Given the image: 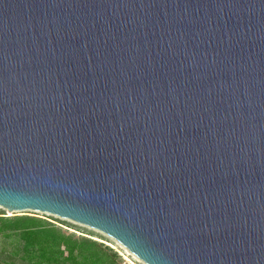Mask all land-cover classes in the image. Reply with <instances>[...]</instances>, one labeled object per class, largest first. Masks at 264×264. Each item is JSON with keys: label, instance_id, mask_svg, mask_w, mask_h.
I'll use <instances>...</instances> for the list:
<instances>
[{"label": "water", "instance_id": "1", "mask_svg": "<svg viewBox=\"0 0 264 264\" xmlns=\"http://www.w3.org/2000/svg\"><path fill=\"white\" fill-rule=\"evenodd\" d=\"M0 208L264 264V0H0Z\"/></svg>", "mask_w": 264, "mask_h": 264}, {"label": "trees", "instance_id": "2", "mask_svg": "<svg viewBox=\"0 0 264 264\" xmlns=\"http://www.w3.org/2000/svg\"><path fill=\"white\" fill-rule=\"evenodd\" d=\"M0 237L9 245L6 257L24 264H117L109 247L38 217L0 213Z\"/></svg>", "mask_w": 264, "mask_h": 264}, {"label": "rangeland", "instance_id": "3", "mask_svg": "<svg viewBox=\"0 0 264 264\" xmlns=\"http://www.w3.org/2000/svg\"><path fill=\"white\" fill-rule=\"evenodd\" d=\"M0 213H3L4 217L27 215V216H33V217L45 219L59 226L63 231H65L68 234H74L76 237L80 236V237L90 238L103 246L109 247L118 255L117 264H144L141 261H139L136 257L131 255L128 251H126L123 247H121L117 242H115L111 238L103 235L98 231L73 223L71 221L60 219L48 214L33 212V211L9 213L8 211L0 208ZM8 249H9L8 242H5V240H3L0 237V264H9V262H12V264H24L19 260L9 259L8 257H6V252L8 251Z\"/></svg>", "mask_w": 264, "mask_h": 264}]
</instances>
